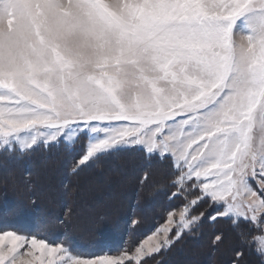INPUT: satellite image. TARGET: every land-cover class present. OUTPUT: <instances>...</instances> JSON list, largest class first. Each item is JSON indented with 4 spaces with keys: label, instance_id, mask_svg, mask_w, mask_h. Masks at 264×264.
Here are the masks:
<instances>
[{
    "label": "snow or ice",
    "instance_id": "1",
    "mask_svg": "<svg viewBox=\"0 0 264 264\" xmlns=\"http://www.w3.org/2000/svg\"><path fill=\"white\" fill-rule=\"evenodd\" d=\"M82 138L73 172L129 149L167 161L178 219L96 258L3 224L0 264H142L205 217L264 260V0H0V150Z\"/></svg>",
    "mask_w": 264,
    "mask_h": 264
},
{
    "label": "trees",
    "instance_id": "2",
    "mask_svg": "<svg viewBox=\"0 0 264 264\" xmlns=\"http://www.w3.org/2000/svg\"><path fill=\"white\" fill-rule=\"evenodd\" d=\"M79 146H74L72 150L62 144H53L47 148L39 146L26 155L19 152H0V170H5L8 178V180L2 179L0 184V212L10 210L9 207L16 211L8 214V217L0 221V225L8 224L12 228L16 227L31 234L33 231H36L38 235L48 234L45 236H48L46 238L51 241L66 240L72 250L83 254L90 253L89 251L91 253L98 251V249L92 250V247L100 244L101 247H109L111 252H117L126 246L123 245V241H128L130 246L134 245L136 241L132 238L138 236V231L139 233L144 231L141 234H146L164 220V212L178 207L182 203L179 199H169V195L173 191L170 181L173 179L174 173L167 161L145 159L141 152H113L83 165L73 172V162L79 158L82 151ZM130 164L137 166L135 169L133 168V175L129 178L132 183L127 199H118L117 201L114 199L115 204L119 206L118 208L108 213L95 215V219L92 220L95 223L94 230L87 237L81 238L80 235L74 234L72 215L75 210L72 203L67 199L69 197L81 199L76 196L79 186L95 178L98 174L105 173L111 167ZM44 168H48L50 172L51 184H53L54 179L59 180V187H62L61 181L67 183L62 188L69 191L66 194L67 198L64 196L40 197L38 193L44 189L35 181L41 178L45 171ZM145 174H147L146 177ZM75 181L79 184L74 185ZM16 183L19 184V187L11 192L10 189ZM111 188L112 185L109 189ZM92 196L94 194L89 196L90 198H83L81 202L84 201L89 204L93 200L97 201L98 198H92ZM152 198L158 199L159 204L155 208L159 209L155 215L153 210L149 215L150 217H147L145 209L151 208ZM132 206L135 210L134 219L138 223L134 224V231L128 232L125 237L126 227H129L131 223L127 218V213ZM69 210L71 215L66 216ZM88 211L84 210L83 215L87 217ZM201 211L211 214L215 209L209 207L208 201L205 200L195 208L194 214ZM89 218L85 219L87 224ZM60 219L63 221L62 225L58 223ZM107 220L112 221L113 224L107 223ZM37 224H47L49 227L46 232H38L35 227ZM242 227L247 229L249 226L242 225ZM217 234L223 235V241L213 245L212 240ZM227 240L234 243L229 249L223 247ZM254 247L255 245L249 246L241 241L238 229L233 227L229 219L220 218L213 223L205 217L194 233L184 235L182 239L175 242L167 250L145 260L144 264H185L184 261L190 259L195 260V262L189 264H232L234 253L238 250L244 253L240 264H264V260L253 250Z\"/></svg>",
    "mask_w": 264,
    "mask_h": 264
},
{
    "label": "rangeland",
    "instance_id": "3",
    "mask_svg": "<svg viewBox=\"0 0 264 264\" xmlns=\"http://www.w3.org/2000/svg\"><path fill=\"white\" fill-rule=\"evenodd\" d=\"M239 35L240 33H236V37L237 39L239 38ZM257 136H259V132L257 131ZM83 142V138L81 139V141H78L75 145L73 144H69V143H65V142H60V143H56V144H62L63 146L69 148L70 150H72V148L76 145H80L79 148L81 147V144ZM41 147L43 148H47L45 147L44 145H41ZM78 148V149H79ZM82 149V147L80 148ZM0 152H3L2 150H0ZM119 152H134V153H139L141 152L143 157L145 159H148L149 157H147L145 155L144 152L140 151L139 149H129V150H124V151H119ZM82 153V151H81ZM80 153V155H81ZM80 157V156H79ZM79 158H76V160H78ZM74 160V161H76ZM94 160H91L90 162L86 163L85 165L93 162ZM74 163V162H73ZM137 165L133 164V166L130 164V165H124V166H115V167H111L109 168L108 170L105 171V173H100L98 174L97 176H95V178L91 179L90 181H86V183H84L83 185L79 186V190L78 192L76 193V196H78V198H81V199H77L76 198H70L67 199L69 202L72 203L73 205V208L75 210L74 214L72 215L73 217V220H74V226L72 228V231L74 234L76 235H80L81 238L83 237H87L89 235V233H91L93 230H94V225L95 223H93L92 220L95 219V215H98V214H101V213H108V212H111L112 210L118 208L119 206H117L114 202V199L115 201H117L118 199L120 200H126L127 199V195H128V192L130 190V185L132 183V180H130L129 178H131V176L133 175V168L135 169ZM73 167V165H72ZM81 167V166H80ZM133 167V168H132ZM45 171L43 172L42 176L40 179H37L35 182L36 184H38L39 186L43 187L44 190H42L41 192H39L38 194L40 195L41 198H47L49 196H58V197H66V194L69 192L65 189H62L63 186L67 185L66 182H62L61 181V186L62 187H59V180L57 179H54L53 180V184H51L52 180L49 179V170L48 168H44ZM138 176L136 177V179H134L135 181L137 180ZM8 180L7 178V173L5 172V170H0V184L2 183L3 180ZM79 183L78 182H74V185H78ZM112 185V188L109 189V187ZM19 187V184L16 183V184H13V187L10 189V191L12 192L15 188ZM157 188H160V187H157ZM65 191V192H64ZM92 194H94L93 197H97V201H91L89 202V204H86L84 201L81 202V200L83 198H90L89 196H91ZM195 195H198V193L194 192L193 193V196ZM89 201V199H86ZM78 201V202H77ZM159 204L158 202V199L156 198H152L151 199V208L149 209H145L146 210V213H147V217H150L149 215L151 214V211L154 212V215L156 214L157 210L159 208H155L157 205ZM10 210L4 212V211H1L0 212V221H2L3 219H5V217H8V214H12V211H14L15 209L12 207H9ZM131 209V210H130ZM127 213V218L129 219V222L131 221L129 227L127 228L126 227V232H125V237H126V234L130 231H134V223L133 221L136 220L134 219V211L133 210V206L131 207ZM173 209H176V214H175V217L174 219H178V216H179V209L178 207H175ZM173 209H170L166 212H164V220L159 222L156 226H154L150 231H148L146 234H141L142 232L144 231H141V233H137V237L136 238H132L133 240L136 241V243L132 246H130L128 244V241L124 242L123 241V245H126L124 246L123 248L119 249L117 252H111V249L109 247H101V244L100 245H97L96 247H92V250H97L96 252H92L89 251L90 253H87V254H83V253H79L78 251L76 250H72L71 249V253L70 254H74V255H79L81 256L82 258H96V257H99L101 255H118L120 254V252L122 250H128L129 253H132L134 252L135 250V247L138 246L146 237H148L149 235L153 234L155 232V230L163 225L165 222H166V213L169 212V211H172ZM17 210V209H16ZM86 210H90L88 211V215L87 217H90L89 219H87L89 221V223L87 224L85 219L87 218L86 216L83 215V211ZM10 211V212H9ZM133 211V213H132ZM16 212V211H14ZM3 213V214H2ZM94 214V215H93ZM146 217V216H145ZM63 221L60 219L58 221V223H62ZM107 223H112V221H109L107 220L106 221ZM63 224V223H62ZM61 224V225H62ZM3 225V224H1ZM13 229H17L16 227H13ZM19 230V229H17ZM21 231V230H20ZM21 232H24L23 230ZM25 234L27 235H31V233L29 232H24ZM131 233V232H130ZM189 234V233H187ZM185 234V235H187ZM38 235V233H37ZM45 235H48V234H45ZM45 235H38V238H46L48 236H45ZM160 236H162V233L159 234ZM131 236V234H130ZM64 237H65V234H64ZM47 239V238H46ZM49 240V239H47ZM50 242H52L51 240H49ZM58 241H63V239H60ZM234 245L233 242L229 241H225L224 242V245L223 247L225 249H229L230 247H232ZM169 248V247H168ZM167 248V249H168ZM166 249V250H167ZM21 256L23 257V259H31L30 256H28L26 254V252L28 251V249H21ZM162 251H165V250H162ZM160 251V252H162ZM159 252V253H160ZM94 253V254H93ZM159 253H154L152 254L150 257H145L142 261V264H144V261L151 258V257H155L156 255H158ZM19 260V258H18ZM233 261V260H232ZM195 262V260H186L184 261L185 264H189V263H193ZM126 264H129V262L126 261ZM131 264H136L135 261H132Z\"/></svg>",
    "mask_w": 264,
    "mask_h": 264
},
{
    "label": "bare ground",
    "instance_id": "4",
    "mask_svg": "<svg viewBox=\"0 0 264 264\" xmlns=\"http://www.w3.org/2000/svg\"><path fill=\"white\" fill-rule=\"evenodd\" d=\"M137 159V158H136ZM134 162V161H133ZM132 163V162H131ZM133 168V167H132ZM229 242V241H228Z\"/></svg>",
    "mask_w": 264,
    "mask_h": 264
}]
</instances>
